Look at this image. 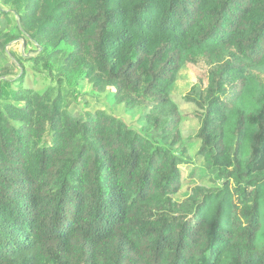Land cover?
<instances>
[{
	"label": "trees",
	"instance_id": "obj_1",
	"mask_svg": "<svg viewBox=\"0 0 264 264\" xmlns=\"http://www.w3.org/2000/svg\"><path fill=\"white\" fill-rule=\"evenodd\" d=\"M0 264H264V0H0Z\"/></svg>",
	"mask_w": 264,
	"mask_h": 264
},
{
	"label": "rangeland",
	"instance_id": "obj_2",
	"mask_svg": "<svg viewBox=\"0 0 264 264\" xmlns=\"http://www.w3.org/2000/svg\"><path fill=\"white\" fill-rule=\"evenodd\" d=\"M11 46H14L15 49L18 50L21 45L20 44H17L16 42H13L11 44ZM9 47L10 46H8V48ZM31 54H33V53H31ZM189 66H190L189 70L187 72H185L183 74V76L181 77V80H180V83H179V88L181 90L185 91V92L190 91L193 94H199V93H201L204 90L205 86L208 83L207 71L204 68H202V67H200L198 65H195V64H190ZM196 77L199 78V80L201 82L200 84H202V86H199L198 88L193 89L191 87L193 86V84H194V82L196 80ZM241 87H242V85L241 84H238L237 90L240 91L241 90ZM39 88H40L41 91H44L45 88H46L45 87V84H39ZM229 97L232 98L233 100L236 98V96L233 95V94H230ZM93 99L94 98L91 99V102H90L91 105L89 107L91 110L92 109H95L97 107H101L102 105H104L103 104L104 101H101L100 104H99V102H97V101L95 102ZM82 109H84V106H83L82 102H79V104H78V110H82ZM115 112H119V111L116 110ZM118 114H121V112H119ZM123 119L126 122H128L129 124H131V123H133L135 121V119L130 118L128 115H123ZM196 178H197V180L200 179L198 176ZM250 190L251 189H249V191L247 192L248 193L247 198L242 203H238V201L236 200V204L237 205L235 204L236 205L235 206V209H236V211L239 214H241V212L243 211L244 207L247 204L249 195L251 194V191ZM240 232H241V229H240Z\"/></svg>",
	"mask_w": 264,
	"mask_h": 264
}]
</instances>
